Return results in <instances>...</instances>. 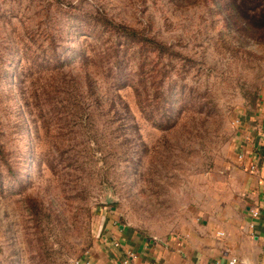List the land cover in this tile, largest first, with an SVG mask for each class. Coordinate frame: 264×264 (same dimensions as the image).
<instances>
[{
  "label": "rangeland",
  "instance_id": "obj_1",
  "mask_svg": "<svg viewBox=\"0 0 264 264\" xmlns=\"http://www.w3.org/2000/svg\"><path fill=\"white\" fill-rule=\"evenodd\" d=\"M261 105L264 0H0V264L189 230Z\"/></svg>",
  "mask_w": 264,
  "mask_h": 264
},
{
  "label": "crops",
  "instance_id": "obj_2",
  "mask_svg": "<svg viewBox=\"0 0 264 264\" xmlns=\"http://www.w3.org/2000/svg\"><path fill=\"white\" fill-rule=\"evenodd\" d=\"M237 138L227 198L206 205L189 230L164 237L127 229L108 217L99 243L105 256L98 264H116L128 253L133 256L128 264H264V105L242 118Z\"/></svg>",
  "mask_w": 264,
  "mask_h": 264
},
{
  "label": "built area",
  "instance_id": "obj_3",
  "mask_svg": "<svg viewBox=\"0 0 264 264\" xmlns=\"http://www.w3.org/2000/svg\"><path fill=\"white\" fill-rule=\"evenodd\" d=\"M255 168H256L255 165L252 164V165H250L249 170L254 171ZM256 214H257V212H253V215H256ZM114 246L118 247L119 244L116 242V243H114ZM132 257H133L132 254L128 253L126 259H122L121 261L117 262L116 264H128L130 262V259H132ZM235 260H236L235 258H232L231 263H235Z\"/></svg>",
  "mask_w": 264,
  "mask_h": 264
}]
</instances>
